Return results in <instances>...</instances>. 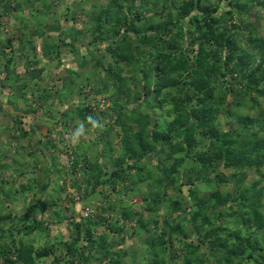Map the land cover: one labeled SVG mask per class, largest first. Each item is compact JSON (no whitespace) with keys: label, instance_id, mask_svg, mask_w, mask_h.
<instances>
[{"label":"trees","instance_id":"trees-1","mask_svg":"<svg viewBox=\"0 0 264 264\" xmlns=\"http://www.w3.org/2000/svg\"><path fill=\"white\" fill-rule=\"evenodd\" d=\"M86 25L90 57L82 60H94L91 78L102 85L94 90H107L111 103L98 113L83 104L76 116L84 125L89 116L90 129L108 126L102 133L117 128L120 146L114 153L111 138L102 145L110 170L99 157L87 160L94 141L77 151L75 165L83 161L82 175L90 176L94 191L105 185L119 197L121 184L129 197L142 194L140 210H116L113 201L84 218L59 212L49 194L63 187L53 178L58 160L39 152L52 143L36 136L33 146H21L37 131L16 121L10 137L20 157L0 153V264H85L90 255V264H264V185L249 175L264 179V0H107L91 8ZM11 65L12 58L6 70ZM1 78L6 95L28 86L10 76L1 84ZM40 89L22 108L13 100L16 110L55 116ZM219 164L229 172L214 173ZM10 169L11 187L2 175ZM228 181L233 188L223 192ZM42 194L52 197L57 217L32 216ZM18 200L26 206L21 214ZM63 222L67 237L58 232L35 245ZM99 227L105 229L95 236ZM133 236L143 254L137 246L117 249Z\"/></svg>","mask_w":264,"mask_h":264},{"label":"rangeland","instance_id":"rangeland-1","mask_svg":"<svg viewBox=\"0 0 264 264\" xmlns=\"http://www.w3.org/2000/svg\"><path fill=\"white\" fill-rule=\"evenodd\" d=\"M106 2L107 0H0L1 84H5L6 77L10 76L17 77L15 84L28 85L25 90L22 88V92L8 95H6L7 90L5 91V88L0 85V153L7 149L5 153L7 158L20 157L19 154L14 152L15 140L10 137L14 135L13 124L16 121H19L24 129H29L33 125L37 131L32 136L30 135V140L28 138L23 139L20 142L21 146L23 145L26 148L28 145L33 146L36 136L40 137L45 144L51 142L52 145L49 149H46L45 152H39L40 156L45 159L48 155L49 162L53 157L58 160L56 165L59 166L60 171L55 170L56 174L53 178L54 181L55 178H59V184H62L63 187L59 191L55 190L59 188H49V194L56 201L55 209H59V212L64 213L66 216H74L78 213L79 216L84 218V215H81L84 211H89L88 215L93 214L101 206V203L106 205L105 203L113 201L116 203V210L125 205H132L134 210H140L139 204L141 203L142 194L132 195L130 193L129 197L128 194H125V189H120L121 184L117 187V191L118 189L121 190L119 197L118 194H115V191L110 190L111 188L105 185L97 187L98 191L104 192L99 194L98 191L91 189L92 179L90 176L82 175L83 161L75 165L78 156L77 151L84 152V145H89L91 141H94V147L96 148L90 147L86 151V154H88L87 160L94 161L99 157V161L110 170L112 164L103 160L102 145H104L105 140L108 142L111 138L112 141L109 144L113 145L110 146L113 147L112 151L114 153L120 146L117 128L111 129L109 134L102 133L109 129L108 126L104 125V127L100 122L102 130H96L94 127L90 129L87 124L90 120L89 116L85 118V125L76 116L77 107L83 104H89L98 113L100 110L106 111L111 103L109 101L110 93L107 90L106 92L97 93L94 90L102 88L100 81L91 78L94 60H82V55L90 57L85 48L89 39L85 26H87L86 24L90 18V10L94 5L98 6ZM139 2L140 0H135L136 5ZM226 3L224 1L223 9L227 10ZM242 22H240V25H242ZM262 23L261 21V26ZM62 32L63 36H60ZM50 46L54 48L46 49ZM8 57L14 59V65L10 66L11 70H6ZM57 61H59V64ZM124 65V63L120 64L121 67ZM123 74L126 75L127 72L124 71ZM101 75H103L102 71ZM35 81L38 84L32 89ZM110 87L108 86V89ZM38 89H40L39 94L47 95V98L43 101L46 102L45 100H47L51 103L49 104L55 110V116L44 114L41 109L36 110L35 113H23L20 109L16 110L15 101L18 99L21 101L19 106L21 108L30 99L36 101V96H32L31 93L36 92ZM259 100L262 107H264L262 97ZM250 114L255 115L252 110ZM21 151L24 153L25 149ZM96 152H101V154L98 156ZM28 158L25 155L22 161L26 162ZM41 161L43 162V160ZM22 164L24 163L22 162ZM219 171L226 174L229 172L221 164L218 165L217 171L214 173ZM11 174V169L8 173H2L9 187L13 185ZM58 175L60 176L58 177ZM249 175L252 181H258L259 185H264V179L258 173L251 170ZM1 180L0 175V182ZM87 180L90 181L87 182ZM121 183L124 186L128 182L123 180ZM140 186L143 187L142 189L145 188L143 184ZM185 187L187 188V186ZM231 188H233L232 181H228L226 187L221 186L223 192ZM170 194L173 197L175 195L173 191ZM207 195L208 192L205 193V196ZM44 196L45 194H42L41 198H35L36 200L39 198L44 204L41 205L40 210L32 215L37 220H47L50 216L57 217V212H54V216L51 208L52 197ZM6 201L9 203L7 205L8 210L12 212V205L8 200ZM185 205L184 207H186ZM15 208L17 214H21L25 211L26 206H23L21 201L18 200ZM105 214L111 217V213H108V211ZM5 226L3 225V228ZM104 229L99 227L95 231V236L103 232ZM58 232L65 235V237L68 236L69 230L66 222L52 225L47 234L35 240V245L37 247L44 245L47 242L46 235L53 238V234ZM116 246L117 249H130V247L137 246L138 254H143L138 236L128 237L121 245L116 244ZM92 258V255L83 258L85 264H90L93 261ZM126 261L128 262L129 259L126 258Z\"/></svg>","mask_w":264,"mask_h":264},{"label":"built area","instance_id":"built-area-1","mask_svg":"<svg viewBox=\"0 0 264 264\" xmlns=\"http://www.w3.org/2000/svg\"><path fill=\"white\" fill-rule=\"evenodd\" d=\"M88 213H89V211L86 210L83 214H84V216H87Z\"/></svg>","mask_w":264,"mask_h":264},{"label":"crops","instance_id":"crops-1","mask_svg":"<svg viewBox=\"0 0 264 264\" xmlns=\"http://www.w3.org/2000/svg\"><path fill=\"white\" fill-rule=\"evenodd\" d=\"M45 101H46V102H45V103H46V105H48V104L50 103L49 101L47 102V100H45Z\"/></svg>","mask_w":264,"mask_h":264},{"label":"clouds","instance_id":"clouds-1","mask_svg":"<svg viewBox=\"0 0 264 264\" xmlns=\"http://www.w3.org/2000/svg\"><path fill=\"white\" fill-rule=\"evenodd\" d=\"M94 123H95V122H94ZM84 212H85V211H84ZM84 212H83V213H84ZM81 215L83 216L84 214H81ZM87 216H88V215H87ZM84 217H86V216H84Z\"/></svg>","mask_w":264,"mask_h":264}]
</instances>
